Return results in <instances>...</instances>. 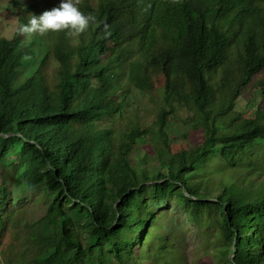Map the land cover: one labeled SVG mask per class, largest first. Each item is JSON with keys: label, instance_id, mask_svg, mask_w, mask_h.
I'll return each mask as SVG.
<instances>
[{"label": "trees", "instance_id": "trees-1", "mask_svg": "<svg viewBox=\"0 0 264 264\" xmlns=\"http://www.w3.org/2000/svg\"><path fill=\"white\" fill-rule=\"evenodd\" d=\"M258 1L78 0L96 17L84 33L36 34L38 49L0 39V161L12 150L39 157L37 184L55 196L38 225L54 230L38 238L36 248L47 252L40 264H139L136 246L162 264H180L156 225L158 205L179 195L200 223L220 213L219 257L264 264V81L253 101L239 104L264 71ZM3 3L27 24L61 0ZM132 89L154 95L157 120L127 135L113 124ZM181 118L183 137L202 134L198 146L165 132ZM214 151L224 167L217 180L200 174ZM198 175L208 178L209 196ZM11 200L0 182V230ZM34 247L31 234L30 252L11 249L6 264H33Z\"/></svg>", "mask_w": 264, "mask_h": 264}, {"label": "rangeland", "instance_id": "rangeland-1", "mask_svg": "<svg viewBox=\"0 0 264 264\" xmlns=\"http://www.w3.org/2000/svg\"><path fill=\"white\" fill-rule=\"evenodd\" d=\"M3 1L5 0H0V39L20 40L26 47L35 43V49H38L40 44L33 39L36 34H20L18 32L19 26L26 24L21 21V17L24 16L13 15L12 9L15 6L4 4ZM258 3L264 9V0H259ZM24 19L26 18L24 17ZM261 81H264V71L242 91L240 105L246 101L254 100L255 91ZM158 91L159 87L155 89L157 94ZM153 98L154 95L148 91L132 89L127 98L123 97V110L119 114L120 116L115 118L113 125H116L117 130H121L127 135L134 128L143 129L153 125L157 120ZM182 111L183 109H180L177 114H181ZM182 122V118L172 121L165 132L170 136L172 142L181 141L188 143L189 147L198 146L203 140L202 134L183 137ZM183 138H189L191 142L184 141ZM150 140L151 138H148L146 144L142 145L143 153L140 157L134 159L136 167H139L144 160L147 153L146 147H150ZM41 161L42 159L33 154L24 156L17 150H12L6 160L0 161V182L6 183L13 198L2 212V214L10 215H4L3 220L1 219L0 264H6L4 255L11 249L16 248L21 254L30 252L27 246L31 234L35 249L34 255H30L29 259L33 260V264H40L47 257V252L37 249L36 245L40 236L47 239L52 236L54 230L45 227L42 229L38 225L47 218L49 206L55 201V196L52 195L48 185L37 184V181L44 175ZM221 162L219 151L208 153L206 159L201 163L200 174L203 175L207 172L208 176L211 173L217 180L215 175L222 177L220 173L224 167ZM154 165L157 167V164ZM202 175H198L196 181L203 182L202 192L209 196L208 178ZM175 198L176 200L158 205L161 216H159V224L156 225H158V236H164L167 239L166 242L171 243L172 248L177 250V256L179 255L183 259L180 264H228L230 257L226 260L219 257L220 251L224 252L225 250L224 240L220 235V213L212 212L218 220L212 219L214 216L211 217L210 214L208 218L203 219V223H200L187 209L185 202L180 199V195ZM163 242L159 239L153 243L156 252L163 247ZM135 251L140 257L139 264H162L160 258L156 254L148 252L147 249L141 251L136 246Z\"/></svg>", "mask_w": 264, "mask_h": 264}, {"label": "clouds", "instance_id": "clouds-1", "mask_svg": "<svg viewBox=\"0 0 264 264\" xmlns=\"http://www.w3.org/2000/svg\"><path fill=\"white\" fill-rule=\"evenodd\" d=\"M78 0H61L58 7L44 11L40 15L31 14L27 24L18 28L20 34H40L66 31L69 36L84 33L90 24L96 23L92 14H84L77 7ZM107 28V25H105Z\"/></svg>", "mask_w": 264, "mask_h": 264}]
</instances>
